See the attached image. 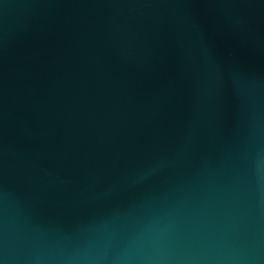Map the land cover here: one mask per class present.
<instances>
[{
  "label": "water",
  "instance_id": "water-1",
  "mask_svg": "<svg viewBox=\"0 0 264 264\" xmlns=\"http://www.w3.org/2000/svg\"><path fill=\"white\" fill-rule=\"evenodd\" d=\"M0 264H264V0H0Z\"/></svg>",
  "mask_w": 264,
  "mask_h": 264
}]
</instances>
